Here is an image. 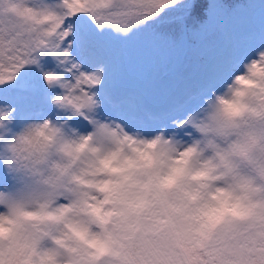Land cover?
<instances>
[{
    "label": "clouds",
    "instance_id": "clouds-1",
    "mask_svg": "<svg viewBox=\"0 0 264 264\" xmlns=\"http://www.w3.org/2000/svg\"><path fill=\"white\" fill-rule=\"evenodd\" d=\"M99 106L13 127L0 103V264H264V62L170 132H128Z\"/></svg>",
    "mask_w": 264,
    "mask_h": 264
},
{
    "label": "rangeland",
    "instance_id": "rangeland-1",
    "mask_svg": "<svg viewBox=\"0 0 264 264\" xmlns=\"http://www.w3.org/2000/svg\"><path fill=\"white\" fill-rule=\"evenodd\" d=\"M97 2L107 3L108 0H97ZM127 2L139 4L142 0H122V3ZM209 5L208 24L217 28L216 46L207 47L206 44H198L201 41L195 42L196 45L191 43L187 57L195 55L194 57L200 59L194 63L193 73L188 74L194 79L193 82L187 80L176 83L174 87L169 84V92L151 91L148 95L144 94L147 86L155 84L157 74L168 66L169 60L177 58L183 41L181 33L169 41L156 37L154 40L157 42L149 43V41H143L138 35L130 36L128 32L114 27L116 24L111 22L112 20L100 25L88 22L92 37V55L101 77L95 89L100 105L96 110L99 119L114 121L119 119L121 120L119 123L126 131H138L144 135H151L162 128H167L170 132L172 131L171 121L179 122L188 114L194 113L202 104L203 97L210 94L211 90L218 89L232 74L240 71L242 62L246 63L257 57L258 52L264 49V1L249 0L247 6L238 4L230 14H227L226 10L220 6L218 0H210ZM188 7L189 5L186 6ZM162 40L164 43H158ZM168 82L170 80L165 82L166 85ZM11 85L35 89L37 94L50 101L38 77H33L26 82L18 79L14 83L0 86V103L9 104L16 109L13 114L15 118L13 127L28 119L56 117L57 111L51 106L50 114L33 113L29 117L19 119L24 110L32 109L33 106L21 99L18 101L12 99L15 98L14 96L9 97L4 90H12ZM14 94L18 93L14 92ZM142 98H145L150 105L152 104L149 107L152 110H162L176 103L179 98L184 100L181 103L191 99L193 101L185 104L188 105L186 110L159 126L158 123H146L144 127H138L131 125L130 120L132 116L138 114V111H144V109L135 108V104L137 105ZM109 113H113L116 119L111 118ZM76 118L78 121L69 122L70 125L82 132L88 131V123L79 117ZM0 168L3 175L0 176L2 177L0 188H2L9 184V177L4 173L2 166Z\"/></svg>",
    "mask_w": 264,
    "mask_h": 264
},
{
    "label": "snow or ice",
    "instance_id": "snow-or-ice-1",
    "mask_svg": "<svg viewBox=\"0 0 264 264\" xmlns=\"http://www.w3.org/2000/svg\"><path fill=\"white\" fill-rule=\"evenodd\" d=\"M174 3L0 0V86L38 77L49 98L68 102L69 108L57 112V118H66L74 108L91 110L98 102L95 89L101 77L92 55L88 22L100 25L119 17L130 27ZM251 61L264 62V49Z\"/></svg>",
    "mask_w": 264,
    "mask_h": 264
},
{
    "label": "trees",
    "instance_id": "trees-1",
    "mask_svg": "<svg viewBox=\"0 0 264 264\" xmlns=\"http://www.w3.org/2000/svg\"><path fill=\"white\" fill-rule=\"evenodd\" d=\"M154 3L160 0H152ZM248 0H218L220 6L229 12L237 3H245ZM126 5H136V2H127ZM210 0H176V3L167 8H162L156 14L143 19L141 22L136 23L130 27L121 20L119 17L113 19L116 28L121 31H126L130 36H139V38L150 42H157L156 37H162L164 40L169 41L179 33H186L190 36L191 42L195 44H207L208 46H215L216 31L215 26L208 24L209 22V5ZM189 5L188 8L186 6ZM191 7V8H190ZM109 27V25H108ZM127 27V28H126ZM113 28V27H112ZM126 28V29H124ZM115 29V28H114ZM151 37V38H149ZM149 38V39H148ZM164 43V41H158ZM197 57H190L188 63H185V69L179 74V77L189 78L193 73V66ZM1 89V88H0ZM7 94L12 90H4ZM16 91V90H14Z\"/></svg>",
    "mask_w": 264,
    "mask_h": 264
}]
</instances>
